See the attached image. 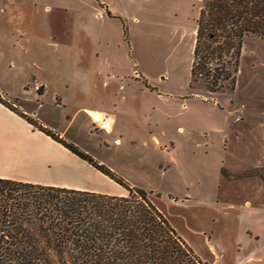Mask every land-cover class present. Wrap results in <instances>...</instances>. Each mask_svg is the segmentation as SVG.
<instances>
[{
	"label": "rangeland",
	"instance_id": "374dc122",
	"mask_svg": "<svg viewBox=\"0 0 264 264\" xmlns=\"http://www.w3.org/2000/svg\"><path fill=\"white\" fill-rule=\"evenodd\" d=\"M201 4L0 0V94L144 189L203 262L264 264V39L246 42L233 93L193 88ZM82 107L113 113L111 131ZM39 154L51 171L32 180L127 193L68 152Z\"/></svg>",
	"mask_w": 264,
	"mask_h": 264
},
{
	"label": "trees",
	"instance_id": "16d2710c",
	"mask_svg": "<svg viewBox=\"0 0 264 264\" xmlns=\"http://www.w3.org/2000/svg\"><path fill=\"white\" fill-rule=\"evenodd\" d=\"M191 85L235 91L246 42L264 39V0H201ZM0 103L126 190L111 195L0 177V264H207L148 193L23 114ZM264 182V173L256 171Z\"/></svg>",
	"mask_w": 264,
	"mask_h": 264
},
{
	"label": "crops",
	"instance_id": "0c3cea01",
	"mask_svg": "<svg viewBox=\"0 0 264 264\" xmlns=\"http://www.w3.org/2000/svg\"><path fill=\"white\" fill-rule=\"evenodd\" d=\"M15 107L23 114L38 121L37 118L33 116V113L22 109L16 104ZM82 110L83 113L91 118L95 126L103 128L107 133L111 131L112 126L115 124V115L113 113L107 112L106 110L86 107H82ZM92 113H98L101 116V121H96L94 118H92ZM38 123L46 127L45 124L39 121ZM44 146H46L48 150L51 147H54L55 149H61L66 153H70V157L76 164L85 167L91 173H93L92 170L94 168L87 162L75 156L62 145L53 141L50 137L46 136L39 130L34 129V127L25 119L0 103V177L44 185H56L73 189L100 192L91 189H84L83 186L74 184L71 178L64 180L61 179L58 182L32 180L31 176L35 171H41L43 174H46L47 171H51V167L49 166L51 162L49 160L44 161V159H42L39 154L43 150ZM54 163L57 164L58 162L54 161ZM98 173L101 174L100 172ZM101 175L104 176L103 174Z\"/></svg>",
	"mask_w": 264,
	"mask_h": 264
},
{
	"label": "bare ground",
	"instance_id": "6f19581e",
	"mask_svg": "<svg viewBox=\"0 0 264 264\" xmlns=\"http://www.w3.org/2000/svg\"><path fill=\"white\" fill-rule=\"evenodd\" d=\"M92 116L96 121H101V116L98 113H92Z\"/></svg>",
	"mask_w": 264,
	"mask_h": 264
}]
</instances>
